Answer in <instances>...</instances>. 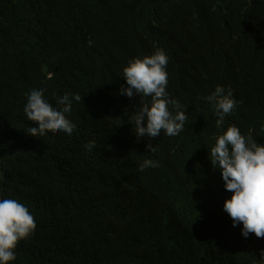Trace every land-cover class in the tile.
Instances as JSON below:
<instances>
[{
  "label": "trees",
  "instance_id": "16d2710c",
  "mask_svg": "<svg viewBox=\"0 0 264 264\" xmlns=\"http://www.w3.org/2000/svg\"><path fill=\"white\" fill-rule=\"evenodd\" d=\"M158 48L187 120L138 139L123 68ZM217 85L240 102L219 129L202 99ZM40 88L52 103L81 96L71 136L26 133ZM229 125L264 144V0H0V197L38 217L10 264H264V238L233 227L210 160ZM145 159L156 166L141 172Z\"/></svg>",
  "mask_w": 264,
  "mask_h": 264
},
{
  "label": "clouds",
  "instance_id": "9594fccd",
  "mask_svg": "<svg viewBox=\"0 0 264 264\" xmlns=\"http://www.w3.org/2000/svg\"><path fill=\"white\" fill-rule=\"evenodd\" d=\"M92 41H89L91 46ZM169 57L163 49H156L151 55L137 57L128 61L123 68L122 77L126 85H121V95L128 98L141 97L140 106L131 115L130 123L135 136L153 139L161 132L169 137L179 135L187 120V106L172 98L167 91ZM47 89H32L27 94L24 114L35 126L27 129L33 137L44 136L48 131L63 132L71 136L77 125L67 118L72 111L73 101L79 102L81 96L74 93H61L54 97L55 103L46 95ZM144 102L142 98H149ZM202 99L214 109L216 127L222 128L225 118L231 115L239 101L231 88L217 85L211 94ZM96 147V142L85 145L88 151ZM148 152H154L151 143L146 145ZM210 160L214 168L221 172L224 188L232 193L226 199L223 210L232 219L233 227L242 224L241 234L248 238L254 233L264 238V144H260L251 134H243L236 125L215 138L211 148ZM156 161L145 159L139 170L155 167ZM26 198L0 197V264H10L17 259L16 248L37 225L35 208ZM264 259V250H261Z\"/></svg>",
  "mask_w": 264,
  "mask_h": 264
}]
</instances>
